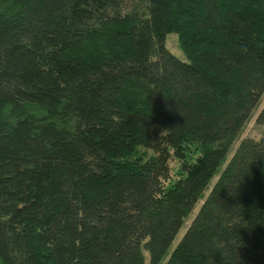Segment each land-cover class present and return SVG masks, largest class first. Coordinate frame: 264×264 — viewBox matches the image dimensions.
<instances>
[{"label":"trees","instance_id":"obj_1","mask_svg":"<svg viewBox=\"0 0 264 264\" xmlns=\"http://www.w3.org/2000/svg\"><path fill=\"white\" fill-rule=\"evenodd\" d=\"M263 97L264 0H0V264H264Z\"/></svg>","mask_w":264,"mask_h":264},{"label":"rangeland","instance_id":"obj_2","mask_svg":"<svg viewBox=\"0 0 264 264\" xmlns=\"http://www.w3.org/2000/svg\"><path fill=\"white\" fill-rule=\"evenodd\" d=\"M167 48L169 49V51L176 56L179 60L183 61V62H188L186 56L184 55V53L180 50L179 48V43H178V36L176 34H169L167 36ZM264 106V97H263V102L261 104V107L259 109V111H257V113L255 114L254 118L249 122V124L247 125L244 133L241 135L240 140L235 144L233 150L231 151L230 155H229V160L232 158L235 150L238 148L240 142L243 139H255L258 140L262 137V135L264 134V127L259 126L256 123V117L258 115V113L260 112V110L263 108ZM176 165V163L172 160L170 163V167L173 168ZM226 166V165H225ZM225 167H223L224 169ZM217 180V179H216ZM201 204H197V206L195 207L191 218L185 223L183 229L181 230V232L179 233V235L176 237L175 241L173 242L169 254L176 248V246L180 243V241L182 240L183 236L185 235L186 231L188 230V228L191 226L193 220L196 218L199 209H200ZM146 258L148 259V254L145 253Z\"/></svg>","mask_w":264,"mask_h":264}]
</instances>
